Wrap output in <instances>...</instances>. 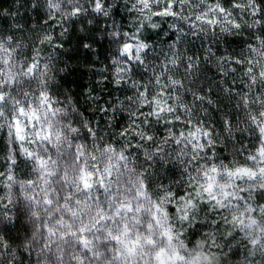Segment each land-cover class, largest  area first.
I'll return each mask as SVG.
<instances>
[{
    "label": "clouds",
    "instance_id": "obj_1",
    "mask_svg": "<svg viewBox=\"0 0 264 264\" xmlns=\"http://www.w3.org/2000/svg\"><path fill=\"white\" fill-rule=\"evenodd\" d=\"M0 264H264V0H0Z\"/></svg>",
    "mask_w": 264,
    "mask_h": 264
}]
</instances>
